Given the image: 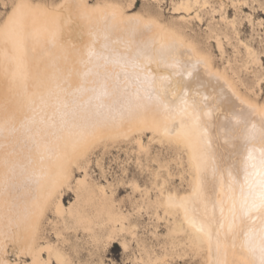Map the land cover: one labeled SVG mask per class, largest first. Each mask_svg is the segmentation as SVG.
Returning a JSON list of instances; mask_svg holds the SVG:
<instances>
[{
	"label": "bare ground",
	"instance_id": "1",
	"mask_svg": "<svg viewBox=\"0 0 264 264\" xmlns=\"http://www.w3.org/2000/svg\"><path fill=\"white\" fill-rule=\"evenodd\" d=\"M200 1L183 0L174 10L190 14ZM129 15L108 1L16 0L0 27V94L15 90L10 103L0 96V264H74L44 235L48 210L88 229V207L109 219L125 218L87 173L77 179L78 204L66 208L63 188L71 167H81L94 146L143 129L187 150L191 189L179 194L162 187L155 200L173 216L171 238L181 242L186 236L199 248L205 244L206 264H259L245 240L251 230L253 242L261 243L264 210L241 218L239 209L262 191V177L246 181L244 171L249 150L258 168L264 158V73L250 64L262 65L260 55L238 36L248 58L244 78L231 58L220 68L179 28ZM221 19L239 34L236 18ZM210 32L220 49L225 38L231 40L226 31ZM173 60L182 66L179 75L170 66ZM253 128L254 138L245 139ZM9 243L15 260L8 255ZM122 245L128 249L125 241ZM164 255L141 257L140 263L157 264Z\"/></svg>",
	"mask_w": 264,
	"mask_h": 264
},
{
	"label": "rangeland",
	"instance_id": "2",
	"mask_svg": "<svg viewBox=\"0 0 264 264\" xmlns=\"http://www.w3.org/2000/svg\"><path fill=\"white\" fill-rule=\"evenodd\" d=\"M15 1L0 0V27L11 13ZM30 1L36 4H58L61 0ZM89 1L92 4L106 1L117 3L123 6L129 16L139 14L145 19L153 18L170 29L184 32L189 40L210 54L220 68L231 58V63L244 72V78H248L246 73L249 71L245 70L244 64L248 58L245 45L238 42L240 36L261 57L262 65L250 62L252 68L255 66L259 73H264V0H208L206 3L202 0L198 5L193 4L190 14L184 10H174L183 0ZM182 15L188 19L183 20ZM222 15L229 19L236 18L240 35L221 19ZM212 27L229 33L231 40L224 39V49L218 47L214 34L210 32ZM255 54L251 59L255 58ZM4 82L2 79V84ZM252 83L255 91H259L256 78ZM11 92L8 96H0L10 103L15 90L11 89ZM26 104H23V109H27ZM137 136L142 137L143 146ZM186 151L172 139L162 137L152 129H143L127 137L119 136L109 141L108 145L100 143L94 146L81 164L83 167L76 164L71 167L68 183L63 188L64 204L66 208L78 204L77 179L87 173L88 181L96 189L104 186L108 195L112 196L115 208L126 217L109 219L103 210L88 207L92 214V228L88 229L73 220L65 223L61 215L48 210L44 220V235L59 244L71 256L74 264H141V257L148 259L156 254H167L164 255V261L162 259L157 264H206L205 244L199 248L186 236H180L181 242L172 239L168 233L173 216L165 214L163 207L155 201L161 196L162 187L163 190L179 194L191 189V167ZM122 241L127 243L128 249L123 247ZM14 250L13 244L9 243L8 255L12 260L16 259ZM23 258L29 261V258ZM20 264H24V261L21 260Z\"/></svg>",
	"mask_w": 264,
	"mask_h": 264
},
{
	"label": "snow or ice",
	"instance_id": "3",
	"mask_svg": "<svg viewBox=\"0 0 264 264\" xmlns=\"http://www.w3.org/2000/svg\"><path fill=\"white\" fill-rule=\"evenodd\" d=\"M148 59L149 57H145ZM119 62V61H117ZM137 67L140 65L137 64ZM171 67H175L177 71L174 73L175 75L181 74L182 66L179 65L177 61H172ZM255 129L249 131L248 135L245 137V139L250 140L254 138L255 136ZM261 135H264V131H261ZM244 171H245V179L246 181L250 176L259 175L262 177V179L258 182L261 186V193L259 194V197L254 200L253 202L249 203L247 201H242L240 204L239 209V216L241 218H246L250 216V213L264 210V158L260 159L259 161V168L257 167L256 158L253 155V151L249 150L248 155L246 157L245 163H244ZM245 244L248 247V250L258 259L259 264H264V228L261 229V243L257 246L253 242V233L250 230L248 233H246V240ZM258 247V256H256Z\"/></svg>",
	"mask_w": 264,
	"mask_h": 264
}]
</instances>
